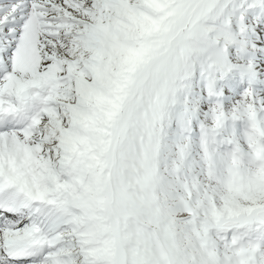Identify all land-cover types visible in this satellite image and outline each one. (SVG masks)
<instances>
[{"label":"snow or ice","instance_id":"6c2138e0","mask_svg":"<svg viewBox=\"0 0 264 264\" xmlns=\"http://www.w3.org/2000/svg\"><path fill=\"white\" fill-rule=\"evenodd\" d=\"M0 264H264V0H0Z\"/></svg>","mask_w":264,"mask_h":264}]
</instances>
